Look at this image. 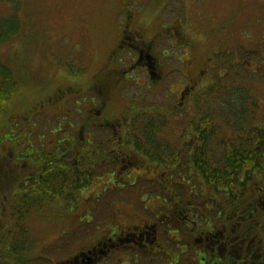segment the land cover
<instances>
[{"label": "rangeland", "instance_id": "1", "mask_svg": "<svg viewBox=\"0 0 264 264\" xmlns=\"http://www.w3.org/2000/svg\"><path fill=\"white\" fill-rule=\"evenodd\" d=\"M20 4L18 15L22 30L0 47L2 60L21 80L17 91L0 111V141L12 142L17 139L22 142L25 139L39 146L43 141L40 136L46 131L43 132L41 124H38L28 137L22 114L43 105L41 101L52 94L55 87L62 82L69 83L70 76H75L72 73L78 68L82 69L85 64L83 72L86 73L82 74L85 78L98 72L129 14L132 15V22L126 27L125 36L130 38L131 44H137L138 32L142 31L150 39L157 32L172 34V24L182 22L193 49L190 71H197L198 67L203 70V74L192 83L193 95L201 94L204 89L208 91L206 96L218 91L215 84L217 77L211 75L213 69L209 73V68L213 66L216 69L218 58L223 56L220 62L223 68L217 71L222 77L228 75L224 67L228 68L231 64H238L236 68L240 67V73L243 67L246 68L244 74L256 71L251 74L254 81L251 89L264 107V0H22ZM10 11L11 4L0 5L1 15H8ZM213 26L220 31L218 35H208L213 34L208 33ZM169 41H172V37L163 38L157 43L161 44L159 55ZM162 60L166 70H171L162 82L163 89L150 96L143 91L145 85L139 95L144 94V107L159 108L158 120L165 122L164 131L169 137L172 136V97L165 95L167 89L172 90V83L169 82L172 67L180 68L181 65L173 64L172 52ZM174 76L179 84L180 78L184 80L177 69ZM140 83L143 81L140 80ZM127 95L130 96V91ZM203 103H207L205 96ZM185 117H178L177 120L186 122L183 121ZM9 121L12 122L7 125ZM178 130L175 129V133ZM41 149L45 154L47 148L43 145ZM22 180L23 177H20L13 183L12 192L4 188L0 190V240L6 237L0 242V264H63L72 259L79 246H89L96 237L110 232L113 224L109 217L111 207H118L126 214H130L131 208H134L141 214L133 203L136 193L103 192L97 196L99 200H96L95 209L91 211L93 223H90L89 214H85L79 219L81 223L72 224L65 218L66 213L74 209L71 202H48L37 210L30 206V194L23 190L25 180ZM54 181L60 180L55 177ZM31 184L33 179L29 180ZM72 195L70 193L68 197L74 204ZM84 205V202H80L77 215L85 210ZM167 228L164 224L158 228L159 241L164 249L177 250V243L169 241L171 232H166ZM174 236L172 232V238ZM128 249L132 247L125 243L123 249L111 252L99 264H120L117 258ZM134 252L137 251L131 250L130 254ZM137 253L134 257H142L140 260L144 264L171 262L170 256L163 253L152 256L151 261L147 254L143 256L141 252ZM77 255L81 256L79 253ZM185 256L191 258L189 251L185 252ZM175 257L172 252L173 264H179ZM127 258L128 253L124 252L121 256L123 264ZM83 260L84 263L78 257L74 264H93L92 260Z\"/></svg>", "mask_w": 264, "mask_h": 264}, {"label": "flooded vegetation", "instance_id": "2", "mask_svg": "<svg viewBox=\"0 0 264 264\" xmlns=\"http://www.w3.org/2000/svg\"><path fill=\"white\" fill-rule=\"evenodd\" d=\"M122 18L125 19V16ZM127 18L128 20L124 21L119 29L118 38L104 58L106 62L101 65L98 72L91 73L85 78L82 76L86 73L83 72L86 69L85 64L82 69L78 68L72 73L75 76H70L73 79H69V83L62 82L55 87L52 94L41 101L43 105H38L34 111L22 114L26 121L28 137L38 124H41L43 132L46 131L40 136L43 141L39 146L25 139L22 142L16 141L17 139L12 142L0 141V190L4 188L5 191L12 192L13 183L23 177L22 182L24 180L25 182L22 188L30 194L31 207H36L38 210L48 202L69 201L74 209L66 213L65 218L72 224L81 223L79 219L85 214H89L90 223H93L91 211L95 209L96 200H99L97 196L103 192H128L124 188L131 180L130 173L141 180L142 189L155 190L152 187L155 167L151 165L150 169L146 160L149 156L151 159L172 160V151H167L168 145L172 143V136L168 137L167 132L164 131L165 122L158 120L159 108L143 106L144 94L139 95L140 89L145 88L146 85L143 91L150 96L158 94L163 89L162 82L166 80V75L171 70H166L162 58L172 52L173 64L177 63L181 67H172V78L169 79L172 90L167 89L168 93L165 97H172V118H174L172 134L175 135V129L178 128L176 135L180 139L184 137L182 126L186 123L181 125L176 118L189 115L193 109L194 99L202 97L207 90H201V94H192L191 89L194 87L192 83L195 78L203 74V70L198 67L197 71H190L193 49L181 21L172 24V34L157 32L147 39L141 31L136 34L137 44H131L125 32L126 27L132 22V15L129 14ZM130 33L134 38L132 31ZM166 37H172V41L160 50L159 55L161 44L157 43ZM221 43L219 41V44ZM176 69L184 78V80L180 78L181 84L174 76ZM140 80L143 83H140ZM128 91L130 96L127 95ZM185 129L186 134L192 135L191 130ZM43 145L47 148L45 154L41 149ZM173 156L176 159V152ZM135 166L140 172L133 173L132 169ZM55 177L60 181H54ZM79 178L85 183L74 187V183L78 182ZM31 179L33 184L29 185ZM50 181L52 184L48 185ZM89 187L91 188L86 192ZM70 193L73 194L74 204L68 197ZM144 194L146 195L139 198L141 203L150 201L155 205V201L159 199L158 195L153 193ZM134 201V206L141 213L131 208L130 214L134 213L140 217L136 219L139 222L137 226L125 223L124 218L129 214L118 207H111L109 217L113 224L126 228H119L120 232L112 234L107 246L102 243V238H97L89 246H79L72 259H68L63 264H74L78 257L83 263L85 258L92 260L93 264H99L103 257L110 256L111 252H114L113 249H120L125 243L132 247L122 252V254L128 253L125 264H144L140 260L142 257H134L137 252H141L143 256L147 254L150 261L156 254L169 255L170 264L174 262L172 252L175 253V259L179 264H227L213 254V251H224L226 248L227 250L236 248L239 251L236 245L240 247L244 242V239L234 232L229 237H225L222 233L209 235L205 229L211 227L192 222L188 227L190 231L193 228L197 231L194 237L192 235L194 242L188 240L186 235L179 238L177 234L175 238L172 236L169 238L170 242L177 243V250L164 249L158 238V228L164 223L163 220L170 224L171 217L160 219L162 215L156 216L157 212L159 213L156 206L150 207L146 213L143 210L147 206L144 205L143 209H140ZM80 202H84L85 210L77 215ZM172 211L175 215L173 205ZM15 215L19 217L18 213ZM122 220L123 224L120 223ZM105 246L106 251L103 252ZM184 246L188 248L190 259L185 256V252L188 251L183 248ZM195 248H199L203 254L197 255ZM131 250L137 252L130 254ZM78 253L81 256H78ZM98 253L102 255L99 256ZM122 254L117 258L120 264H123ZM246 259H241V255L238 254L234 262L246 264ZM154 263L159 262H150V264Z\"/></svg>", "mask_w": 264, "mask_h": 264}, {"label": "trees", "instance_id": "3", "mask_svg": "<svg viewBox=\"0 0 264 264\" xmlns=\"http://www.w3.org/2000/svg\"><path fill=\"white\" fill-rule=\"evenodd\" d=\"M21 2L0 0V5L11 4L8 15L0 14V47L22 30L18 15ZM208 33L218 35L220 31L213 26ZM223 59V56L218 58L216 69L213 66L209 68V73L213 69L211 75L217 77L218 91L208 96V91L204 93L206 104L203 103L204 96L194 99L192 111L183 120H186L182 126L185 132L183 139L176 133L175 137L172 134V143L167 150L172 151V160L151 159L150 156L146 160L150 169L151 165L155 167L152 183L155 190L142 189L141 180L131 173V180L124 189L137 194H134V202L140 209L146 205L143 210L146 213L150 207L156 206L159 209L156 216L162 215L160 219L171 217L170 224L166 220L161 224L167 225L166 232H171L170 237L173 232L179 238L186 235L188 240H192L197 232L195 228L190 231L188 226L192 222L211 227L205 229L209 235L222 233L229 237L234 232L244 239L240 247L236 245L239 251L226 248L224 251L214 250L213 254L227 264H239L234 262L238 254L241 259L247 258L246 264H264V107L251 89L254 83L251 74L256 71L244 74L246 68L243 67L240 73V67L236 68L238 64H231L224 67L228 75L222 77L217 71L223 68L220 64ZM20 84L21 80L0 56V111ZM185 128L191 130L192 135L186 134ZM132 171L137 173L140 169L135 166ZM83 183L79 178L74 187ZM144 193L158 195L156 204L139 202V198L146 195ZM139 218V215L131 213L124 219L126 224L137 226L139 222L136 219ZM120 223L123 224V220ZM119 228L126 227L112 224L110 232L96 238H102V243L107 246L110 243L108 239L120 232ZM183 248L188 251L185 246ZM118 250L113 249L114 252ZM195 252L203 254L199 248H195Z\"/></svg>", "mask_w": 264, "mask_h": 264}]
</instances>
